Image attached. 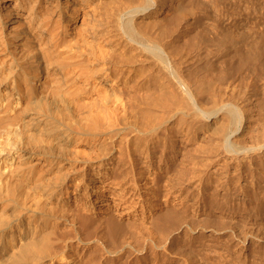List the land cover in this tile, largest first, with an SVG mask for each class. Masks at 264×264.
<instances>
[{
    "label": "bare ground",
    "instance_id": "obj_1",
    "mask_svg": "<svg viewBox=\"0 0 264 264\" xmlns=\"http://www.w3.org/2000/svg\"><path fill=\"white\" fill-rule=\"evenodd\" d=\"M166 7L175 19L159 15ZM258 14L255 26L231 28L197 25L181 0H0V264H90L162 247L149 237L135 248L145 224L89 205H100L104 184L153 198L165 147L178 158L177 199L227 212L262 207L264 171L252 193L234 194L217 167L264 151L247 104L264 88ZM165 126L180 136L158 147L151 136ZM189 142L207 147L200 165ZM84 246L95 253L82 262Z\"/></svg>",
    "mask_w": 264,
    "mask_h": 264
},
{
    "label": "rangeland",
    "instance_id": "obj_2",
    "mask_svg": "<svg viewBox=\"0 0 264 264\" xmlns=\"http://www.w3.org/2000/svg\"><path fill=\"white\" fill-rule=\"evenodd\" d=\"M181 3L186 7H191L197 25L220 24L225 27L239 26V28L246 25L255 26L258 13L260 11L264 13V0H181ZM159 15L165 20L172 19L175 16L171 7L160 10ZM168 16L170 17L168 18ZM261 87L263 86L253 92L254 95L247 102L251 107L249 113L254 137L264 135V109H261L262 105L259 108L262 101L260 98L264 97V88ZM177 130L172 126L158 129L155 133L156 136H151L152 141L157 140L158 147L162 142L168 144L170 140L176 141L180 136ZM189 144L193 148L197 146L193 142H189ZM201 145L202 150L206 151L207 147ZM197 147L194 150H198ZM197 150L193 151L192 148H189L188 153L195 156L198 154V157L194 160L200 165L204 161L200 160L202 157H199V155L202 156L203 153L200 152L201 149L199 153ZM167 151V147L163 148L161 158L162 162H167V166L155 172L158 187L157 185L154 186L156 189L153 198H149L150 194L140 187L125 184L122 190H118L110 184H104L102 189L103 199L99 202L101 206H96L95 203L93 206H91L92 203L89 205L91 212L94 214L104 215L105 212L110 211L111 214L113 212L117 215V219L120 220L121 224L127 223L128 220V223L145 224L146 226H144L148 227L147 233L149 234H146L145 237L138 236L139 238L137 237L135 243L140 244L132 242L135 248H140L142 244L145 246L146 239L148 240L149 237L155 242H158L159 237L163 246L154 247L148 244L141 254L135 250H130V252H124L122 256L118 257H108V254L97 255L92 262L94 264L98 262H100L98 264H264V205L258 207L256 201L250 202L251 200L247 199L245 201L250 202L249 209L239 211L238 204L232 205L233 203H231L235 208L231 209L232 212H227L220 211L208 204L203 205L202 199H186L182 195V198L178 197L181 199L179 201L175 196L177 194L175 165L178 163V158L176 155L169 158ZM159 153L158 148L156 154ZM151 160L156 163V155ZM137 166L141 165L137 164ZM252 166L253 168L250 170ZM217 167L221 177L220 181L233 186L231 192H234V194L252 193L254 183L250 182L251 179L258 176L260 170L264 171V151L254 154L252 160L244 162L238 167L230 164V162L225 166ZM218 168L214 166L211 167V170ZM237 171L239 175L234 178L233 176ZM242 197V195H239L238 200H242ZM94 198L93 194L90 201ZM148 199L151 201L150 204L145 202ZM130 200H133V202L130 203ZM194 203L195 205H193ZM244 206L246 205L244 204L242 207ZM166 209L167 212H165ZM181 209H185V213L176 211ZM257 209L259 210L256 211ZM171 211L176 215L170 213ZM176 212H178V215ZM162 235H164V238ZM98 237L99 234L92 233L90 238ZM144 238H146L145 241ZM126 240L132 241L131 238ZM92 251V248L86 246L80 249V255H84L82 256V262L89 260L91 253H95ZM92 262L90 264H93Z\"/></svg>",
    "mask_w": 264,
    "mask_h": 264
}]
</instances>
